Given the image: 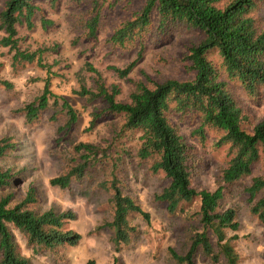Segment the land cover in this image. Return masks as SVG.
<instances>
[{"label":"trees","instance_id":"1","mask_svg":"<svg viewBox=\"0 0 264 264\" xmlns=\"http://www.w3.org/2000/svg\"><path fill=\"white\" fill-rule=\"evenodd\" d=\"M47 1L51 7L58 2ZM74 1L78 7L84 3L89 6L76 9V29L87 41L97 40L104 6L110 5L111 0ZM41 2L43 0H7L0 10V45L12 55L13 69L34 63L47 69L44 57L56 51L47 47L31 51L21 46L22 28L32 31L38 22L44 29L53 24L43 16ZM262 2L264 0H144L142 8L122 20L107 42L119 47L143 45L147 38L164 39L174 31L196 32L201 40L188 46L185 54L188 73L193 77L185 81H154L145 75V81H136L129 77L136 62L124 69L111 67L120 80L132 85L127 99L121 101L119 86L106 85L101 72L86 63L84 69L91 74V84L79 74V89L74 93L90 103H104V109L90 114L92 127L104 115L116 120L108 125L111 138L105 144L75 140L81 113L52 91L49 78L44 80L41 95L22 108L28 125H33L48 110H53L55 121L58 115L66 117L58 133L61 141L70 144L71 153L67 171L51 179V186L68 189L95 168L110 177L103 183L112 193L113 207L112 221L106 227L113 232L116 253L129 245L131 235L137 231L130 222L132 216L150 221V214L124 194L118 171L126 163L143 165L148 162L152 173L165 175L168 185L155 194L154 200L170 215L183 212L187 205L197 200L200 202L197 213L200 228L191 235L188 251L179 254L170 250L175 264H197L200 254L213 263H218L222 256L227 264H239V256L232 245L239 238L236 235L229 238L226 234L237 232L240 225L236 211L225 208L224 201L231 187L248 179L250 183L244 186V193L251 214L264 225V173L254 175L264 159V118L252 125L230 85L232 82L239 85L250 98L264 89V29L252 16ZM0 83L7 89L13 87L8 81L0 80ZM189 114L199 117L194 135L205 139L206 129L221 131L223 135L216 146L229 149L228 162L221 169L218 187L214 190H197L192 184L196 162L191 147L179 132V122L172 118ZM135 133L140 134L136 143L124 142L128 134ZM16 149V143L1 139L0 160ZM16 179L12 170L0 167V264H32L31 259L22 254L16 233L26 240L34 253L77 246L82 237L66 228L67 222L74 221L76 215L72 211H39L36 208L37 189L31 186L24 197L18 198L14 190ZM113 264H120L118 258Z\"/></svg>","mask_w":264,"mask_h":264},{"label":"rangeland","instance_id":"2","mask_svg":"<svg viewBox=\"0 0 264 264\" xmlns=\"http://www.w3.org/2000/svg\"><path fill=\"white\" fill-rule=\"evenodd\" d=\"M7 0H0V10ZM228 0H225V2ZM104 6L101 30L98 39L91 41L81 37L76 29L75 13L77 8L89 7L86 3L77 6L74 0H58L51 7L47 0L41 2L43 16L53 24L46 29L40 22L35 30H20L22 48L35 51L39 48H51L44 58L48 67L42 69L36 63L11 67L12 55L0 45V80L10 82L12 89L0 83V140L10 139L17 144V149L0 160V167L12 170L16 175L14 190L18 198L24 197L31 186L38 191L39 211L55 210L58 213L72 211L76 215L74 221L66 224L68 230L79 233L82 237L75 246H64L54 251L40 250L36 253L28 247L26 240L16 233L23 255L31 259L32 264H113L118 258L120 264H175L170 250L184 254L190 247V238L200 228L198 211L200 202L197 200L187 205L183 212L170 215L166 208L154 200L168 185L163 173L154 174L150 163L140 165L126 163L119 169L124 194L132 197L142 209L150 214V221L141 216H132L130 222L137 228L131 235L129 245L120 253L115 252L112 242L113 232L106 224L112 221V193L106 189L104 182L110 177L95 168L82 180L73 182L65 190L50 185V180L67 171L68 158L71 153L70 144L61 141L58 129L66 117L58 115L53 120V110L44 112L33 125L25 122L21 111L25 104L32 102L41 95L45 82L50 79L52 91L68 100L72 107L81 113L77 124L75 140L89 143H106L110 138L108 125L116 120L113 116L104 115L95 125L91 126L90 114L102 110L105 105L101 101L93 103L80 98L74 92L79 89L77 76L81 74L89 84L91 74L84 68L86 63L92 64L101 72L106 85H117L121 90L119 100L127 99L132 90L131 83L120 80L111 67L124 69L137 63L130 79L145 81V75L154 81L168 79L190 80L193 75L188 73V61L185 59L188 46L201 40L196 32L174 31L164 39H145L143 45L113 46L107 42L120 22L142 8L144 0H126ZM56 8V9H51ZM77 14V13H76ZM252 16L264 29V2L259 3ZM2 35L0 33V41ZM54 62H57L54 65ZM232 92L239 104L245 109L251 124L255 125L264 118V89L255 98H250L244 90L234 82L230 83ZM179 122V132L191 147L196 162L192 184L197 190H214L218 187L220 172L228 162V147H217V140L223 135L221 131H205V139L193 131L198 127V116L176 115L172 117ZM139 133L128 134L124 139L128 145L136 143ZM256 168L254 175L264 173V159ZM104 174V175H103ZM229 189L225 208H233L237 213L240 228L237 232H228L229 238L238 236L232 245L239 256V264H264V225L251 214L244 186ZM1 194V191H0ZM216 243V239H212ZM197 264H227L221 256L218 263H213L203 255L197 258Z\"/></svg>","mask_w":264,"mask_h":264}]
</instances>
